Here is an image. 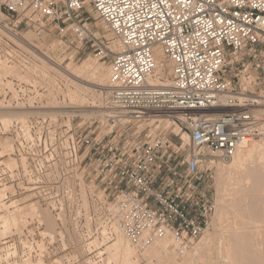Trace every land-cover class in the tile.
Here are the masks:
<instances>
[{
	"label": "built area",
	"instance_id": "2783aa9c",
	"mask_svg": "<svg viewBox=\"0 0 264 264\" xmlns=\"http://www.w3.org/2000/svg\"><path fill=\"white\" fill-rule=\"evenodd\" d=\"M0 15V56L24 74L4 79L15 95L5 87L3 102L44 106L29 87L36 51L18 32L36 24L57 32L70 59L109 58L107 103L128 113L95 138L60 124L64 116L17 125L0 187L34 195L63 231L112 238L115 225L141 249L169 233L186 256L215 209L209 159L229 160L260 133L264 0H0ZM96 20L106 35H96ZM39 244L2 243L0 264H53Z\"/></svg>",
	"mask_w": 264,
	"mask_h": 264
},
{
	"label": "bare ground",
	"instance_id": "6f19581e",
	"mask_svg": "<svg viewBox=\"0 0 264 264\" xmlns=\"http://www.w3.org/2000/svg\"><path fill=\"white\" fill-rule=\"evenodd\" d=\"M100 25L101 27H97L95 24L96 28L98 29V31L95 32L97 36L105 34L103 27L104 25H102L101 23ZM24 44L25 43L22 42L19 45H21L20 47H24ZM112 49L116 50L117 47L114 46ZM46 58L48 59V60L46 59L47 62L41 61L40 62L41 67L39 66L38 69L35 68V70H33L32 72H34V74L36 73L37 75H39V77L43 76L45 80H47L48 82L51 81L52 79L50 78L49 73L53 71L54 72L53 74H56L60 78L62 77L63 79L66 80L67 84L70 85L71 88H67L65 92V96L67 100H69L70 105L64 104L65 105L64 106L62 104L64 106L63 108L66 110V112H64L65 115H73L75 113H79L81 117H89L92 115H97L107 119L113 118L114 116H118L125 119V116L128 114L126 111L119 110L116 108H111L108 105V103L103 104L95 97V95L94 96L89 95L88 89L86 87L87 85H84L85 82L93 81L94 83H98V85L101 86V88H103L105 86V83L106 85L109 84V70L107 72H103L101 67L93 61H85L80 66L72 65L71 64L72 62H70L67 64L65 68L66 71L69 72L73 78L71 77V79H66V77L68 76H65L64 72L60 70L59 64H55L52 61V59L48 57ZM47 63H52L53 65L55 64V67L57 68L48 66ZM97 74H99V76L96 77ZM20 75H24V74L20 72V69L17 66H15L14 68L8 66L5 60H3V58L0 56V92H2V89L6 87L12 92V96H14L15 93L12 91L11 83L8 82V80L6 83H4V79H6L7 77H19ZM29 77L31 78L30 75ZM43 77L42 79L44 81ZM152 83H153L152 81H149V84ZM36 85L35 82H33L32 86L34 87ZM36 88L37 87H34V89ZM54 100H51L52 102L48 100L47 101L44 100L43 102L46 103V105L41 106L39 108H33L30 106L29 108H25V109L19 106L14 107L9 103L3 102V100H1L0 131L8 132V135L10 137V133H12V129L16 128V126L19 124L25 125L30 118H33V117L30 118L26 117L27 115H37V116L47 115L51 118L52 121H55L56 116L58 117L61 116L60 110L62 108L61 106H57L59 104H57L56 101ZM89 100H92V106L88 107L87 109L85 105L88 104ZM8 106L15 109H10L8 108ZM50 107H55V108H50ZM95 108L96 110H94ZM256 117H258L260 121H263L264 105L258 108L256 112ZM14 118L17 120L14 121ZM158 122L160 124L163 123L161 119H158ZM68 124L69 125L67 126L69 127L70 123ZM262 127L263 124L260 123L259 132L263 130ZM22 130L27 132L24 129ZM10 138L12 139V137ZM12 147H13V141L11 144L10 141L0 138V156L8 155L9 153H11ZM214 158H216V156H214ZM229 161L230 163L228 165L221 164L226 161H221L218 158L216 159L210 158L208 161L209 166L213 171V185L215 181L216 196L217 199H219V205L217 206V208L215 203L216 217L218 223L217 224L218 231L215 233V235L211 237L208 233L205 232L208 230L209 228L208 227L207 230L204 231L205 234L204 233H203L204 235L202 234L203 237L201 238L199 243L194 245L186 254V256L182 258H178L175 254V251L171 249L169 246V243H174L173 237L169 233L165 234L164 238H159L158 240H154L150 242L151 244H149L148 246L145 247L143 246L142 248L143 252L144 254L149 256L148 259L149 261L153 257H155L157 264H170L168 262L169 260L172 262L173 261L181 262L177 264H206L203 257H199L197 260H195L194 257L195 255H198L202 250H204L206 244L209 243V241L210 243H213V241L218 240L219 243H225L224 245L225 255L223 256V258L224 260H226L225 262L227 264H235V263L264 264V250H262L261 248L262 245L261 243H259V241H261L259 238H261L264 235V143L263 140L256 138L249 139V142L246 145L236 150L234 156L230 158ZM216 162L218 164L215 166ZM215 169H216V177L214 178ZM259 169H262L261 173L258 172ZM238 175L241 176L245 184L248 183V186H250L251 191L249 190L248 192H246L245 190L247 188L244 190L246 194L248 193V196L243 197L238 195V193H241L242 191L240 185L239 187L237 186L236 188L233 187V185L236 186L235 183L236 181L234 180V178ZM250 182L252 183V185H250ZM260 182H262V185H259ZM8 187L0 189V201H2V199L6 197L5 192L9 190ZM234 193L236 194L239 201L234 200V198H231V196H233ZM247 198L252 199L253 201L251 200L250 203L244 204L243 201L246 200ZM15 203L16 201L10 204L11 208L16 209L18 205H15ZM10 206H8V208ZM214 213H215V209L211 218V222ZM25 216L31 217L33 219H37L40 222H45L48 228L53 229V222L49 221L48 219L41 220V216L38 212V209L35 203L33 202L21 208H17L14 211L8 212L3 216H0V223H1L0 236L8 234L11 228L17 227L19 223L22 224L25 223L23 220ZM230 216L232 217V219L230 218ZM223 224L225 225L223 226ZM261 228L263 230H261ZM112 232H113L112 236L114 234L115 240L108 246L107 244L106 246L105 244H103L105 246L103 253L98 252L99 256L103 254L106 255L105 259L103 260V264H138L135 258V255L137 253L135 250L136 246H133L131 244V242L123 235V233L120 231V229H118L117 226L115 225L113 226ZM81 233H83L84 235L85 233L88 234L90 232L82 231ZM47 235H49L50 238H53L52 233H47ZM105 237H106V232H105ZM110 240L111 238L106 237V241H110ZM252 240H254L256 243H251ZM90 243L99 244L96 240ZM226 243H228V245H226Z\"/></svg>",
	"mask_w": 264,
	"mask_h": 264
},
{
	"label": "rangeland",
	"instance_id": "374dc122",
	"mask_svg": "<svg viewBox=\"0 0 264 264\" xmlns=\"http://www.w3.org/2000/svg\"><path fill=\"white\" fill-rule=\"evenodd\" d=\"M3 19L4 17L0 15V20H3ZM92 22L95 23L97 27H101L100 22L98 20L92 21ZM18 32L22 34L21 36L23 37L24 42L29 44V46H32L36 51L34 60H31V59L29 60V75L31 76V78L29 77V80L32 79L29 81V87H32V88L37 87V89L35 90L31 89V90L35 92L39 91L38 94L42 97L43 101L44 100L51 101L55 99L54 101H56V103L59 104L57 106H61L62 109L60 108L61 109L60 113H61V116H64V118L60 119L59 123L65 124V125H69L68 123H70L72 127L74 128L81 126V129H86L90 131L91 133H93L94 138L95 136L105 134L108 131V127L110 126V123L107 118H103L97 115H92L89 117H81L79 113H75L73 115L64 114L66 110L63 107L67 104L70 105L69 100H67L65 96V92L67 88H71L70 85L67 84L65 79H63L62 77L60 78L56 74H52L54 73L53 71L52 72L49 71L50 78L52 79L51 81L47 82V80H45L43 76L42 77L44 78V81L42 77H39V75H37L36 73L34 74V72L32 71L35 70V68L38 69L39 66L41 67V64H40L41 61L47 62L48 59L45 58V56H48L50 59L53 60L55 64H59L60 70L64 72L65 76H68L66 77V79H71L72 76L70 75L69 72L66 71V68H65L68 63L72 62L71 63L72 65L80 66L85 61H93L101 67L103 72H107L109 58L106 59L104 63H102L100 61H97V59L94 57V55L91 52H85L84 54L80 52V54H77L73 59H70L69 53L71 49H68L65 53H63V50L66 46L65 47L62 46L59 35L57 34V32L53 30L51 26L38 27L36 24H33V25L26 27L25 25L21 24V26L18 28ZM47 64L48 66L57 68L55 67V64L54 65L52 63H47ZM242 75L243 77L241 80L243 82H245V79H244L245 75H250V76L252 75L254 78V73L250 71L244 72ZM97 76H99V74H97L96 77ZM33 82H35V85L37 84L34 87L32 86ZM84 85H87L86 87L88 89L89 95L91 96L95 95V97L99 101H101L103 104H106L108 102V97H109L108 84L106 85L105 83V86L101 88V86H99L98 83L89 81V82H85ZM1 96H4L3 92H0V102L3 99ZM62 104L63 105L65 104V105L63 106ZM45 105L46 103H44V106ZM87 105H85L87 109L88 107L92 106V100H89ZM8 108L15 109L9 106ZM50 108H55V107H50ZM94 110H96V108ZM34 116H37V115H27L26 117L30 118ZM15 120L17 119L14 118V121ZM166 124L168 127H170V129L174 128L172 124L168 125L167 122ZM261 124H263V127H262L263 130L260 131L256 139H262L264 143V118ZM0 138L8 140L12 144V140L9 137L8 132L0 131ZM230 161L228 160L221 164L228 165ZM3 163L9 169H13L16 167V161L12 157H6ZM217 164L218 163L216 162L215 166ZM214 172H215L214 173V178H215L216 169L214 170ZM258 172L261 173L262 169H259ZM234 180L236 181L235 182L236 186L233 185V187L236 188L237 186L239 187L240 185V188L242 189L241 193H238V195L243 196V197L248 196V193L247 194L245 193V191L248 192L250 190V186H248V183L245 184V182H243V179L241 178L240 175L236 176ZM261 180H262V177H261ZM10 185L11 184L6 185L5 187H8ZM250 185H252L251 182H250ZM259 185H262V182H260ZM5 187L2 186L0 187V189L5 188ZM214 188H215V181H214ZM8 189L9 190L5 192V193L8 192V196L2 199V201H0V216H3L7 214L8 212L14 211L17 208H21L23 206H26L34 202L41 216V220L48 219L49 221L53 222V229L48 228L45 222H40L37 219H33L31 217L25 216V218L23 219L25 223L23 224L19 223L17 227L11 228L8 234L0 236V248H1L2 243H44V244L38 245L37 251L49 253L50 254V259L48 261L49 263L50 261H52L54 262L53 264H94V263L103 264V260L105 259L106 255L103 254L99 256L98 252L103 253L106 244L108 246L115 240L114 234L110 241H106L105 232L102 230L92 231L88 234L85 233L84 235L81 232L63 231V229L59 227V223L56 221L55 217L44 206L40 204V202L34 197V195H31V194L23 195V194H17V193L14 195L13 188L8 187ZM231 198H234V200L239 201L235 193L233 196H231ZM251 200L252 199L247 198L246 200L243 201V203L244 204L250 203ZM14 201H16L15 205H18L16 209L11 208L10 206V204ZM215 203H216V208H217V206L219 205V199H217L216 190H215ZM8 206L10 207L8 208ZM216 208H215V213H214L212 222L208 230L205 231L211 237H213V235H215V233L218 231ZM230 218L232 219L231 216ZM224 225L225 224H223V226ZM0 226H1V223H0ZM261 230L263 229L261 228ZM47 233H52L53 238H50V236L47 235ZM203 235L196 241L194 245L199 243ZM259 239L261 240L259 241V243H261L262 245L261 248L262 250H264V235ZM94 240H96L99 244L90 243ZM251 243H256V242L252 240ZM103 244H105V246ZM224 245L225 243H219L218 240L213 241V243H210L209 241V243L206 244L204 250H202L198 255H195L194 259L197 260L199 257H203L206 264H216V263L217 264H227L225 262L226 260H224L223 258V256L225 255ZM226 245H228V243H226ZM135 250L137 252L135 255V258L138 264H157L155 257H153L150 261L148 260L149 256L144 254L143 249L139 247L138 248L135 247ZM168 262L170 264L181 263L179 261L172 262L170 260ZM235 264H240V263H235Z\"/></svg>",
	"mask_w": 264,
	"mask_h": 264
}]
</instances>
